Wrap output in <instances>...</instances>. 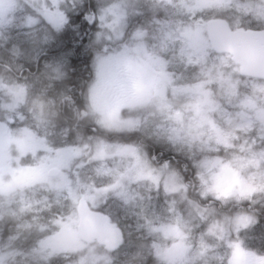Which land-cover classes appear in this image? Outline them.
Instances as JSON below:
<instances>
[{
	"label": "clouds",
	"instance_id": "1",
	"mask_svg": "<svg viewBox=\"0 0 264 264\" xmlns=\"http://www.w3.org/2000/svg\"><path fill=\"white\" fill-rule=\"evenodd\" d=\"M99 4L96 19L89 22L85 17L88 26L68 51L32 39L20 42L19 56L12 52L15 44L0 46V81L26 90L22 98H14L7 88L0 92V122L11 118L16 131L47 134L53 148L79 150L49 181L18 190L12 198L14 215L6 204L0 250L16 253L8 264H81L86 251L68 253L66 261L46 260L37 253L36 242L47 235L41 228L49 218L74 211L80 197L97 193L102 197L93 210L109 216L122 239L135 245L127 255L122 254L123 245L111 254L112 264H162L153 245L174 243L162 227H179L187 264H217L220 235L214 227L239 216L252 218L255 224L245 235H258L264 244V75L241 72L228 52L221 59L189 64L178 42L189 28L213 19L222 20L231 32L264 31V17L257 23L248 16L264 6V0ZM104 10L107 15L101 20ZM125 48L141 65L145 79L161 80L166 71L174 82L152 89L150 103L125 105L121 118L131 126L109 128L103 123L104 106L93 99L94 75L77 79L72 60L78 54L91 69L97 56ZM99 142L139 148L150 171L132 157H98ZM222 172L235 173L240 181L227 195L216 187ZM225 226L229 232L239 231L232 224ZM251 250L264 255V247Z\"/></svg>",
	"mask_w": 264,
	"mask_h": 264
},
{
	"label": "rangeland",
	"instance_id": "2",
	"mask_svg": "<svg viewBox=\"0 0 264 264\" xmlns=\"http://www.w3.org/2000/svg\"><path fill=\"white\" fill-rule=\"evenodd\" d=\"M60 2L66 5L59 10L65 13L64 18L53 7L54 0H40V3L51 4L49 7L51 14H41L37 11V8L33 6L34 0H0V46L9 43L15 44L12 52L17 56L23 53V49L19 47L23 39L36 40L46 47L67 51L63 44L64 39L68 38V44H71L69 47L74 46L72 42L78 38L81 31L80 28L71 25L72 18L77 16V21L80 24L85 21L86 28L88 22L85 17L96 14L100 6L99 0H95V2L80 0V6L75 9L72 7V0H60ZM59 34L63 35L57 39ZM205 40H208L205 24L199 28H190L180 37L178 42L187 47L191 54L192 64L200 63L198 61L199 47ZM209 52L210 55L206 62L215 60L217 56L221 55L215 54L211 49ZM89 71L90 75H94V84L98 71H100L97 57ZM5 88L14 98H22L26 91L22 85H8L0 81V92ZM95 100L102 104L106 110L111 103L110 91L101 85L96 89ZM9 125L7 132H0V223L4 222L6 204L7 211L12 212V198L18 190L39 182L49 181L50 177L58 175L54 173L48 176L50 171H46L40 166L50 156L54 155L56 150L52 147L47 134L37 135L28 129L16 131L14 121H9ZM238 183L240 181L237 177L234 178L232 174H228L221 185V191H230L231 187ZM5 198L7 199L5 200ZM81 199L92 210L94 209L92 202L86 200L85 196L79 198V200ZM79 200L75 201L74 211L58 212L54 218H49L42 226L41 231L47 235L37 238V253L42 259L66 261L68 253L86 251L87 255L82 257L81 264H84L85 257L88 258L89 264H104L106 257L112 264L115 257L111 254L116 253L121 247L109 254L96 244L86 245L80 239L77 232L78 216L76 214ZM12 214L15 213L12 212ZM254 224L253 221L240 227L238 232L227 230L224 236L220 237L214 257L217 264H264V255L251 250L256 247H264V244H260V237L258 235H245L248 228ZM164 228L169 227H162V229ZM130 245H132L131 241L124 242L122 254H128ZM97 250H100L99 253ZM0 252L3 251L0 250Z\"/></svg>",
	"mask_w": 264,
	"mask_h": 264
},
{
	"label": "snow or ice",
	"instance_id": "3",
	"mask_svg": "<svg viewBox=\"0 0 264 264\" xmlns=\"http://www.w3.org/2000/svg\"><path fill=\"white\" fill-rule=\"evenodd\" d=\"M62 3L60 0H54L53 7L57 10V13L64 18L65 13L60 12L62 8ZM34 7L37 8L41 14H51L49 6L43 3H40V0H34ZM80 6V0H72V7L75 9ZM195 19V12L191 13ZM107 15V10H104L101 14L100 19L103 20ZM127 13H121V16L126 17ZM252 19L257 23L260 22L261 18L264 17V6H257L255 14L248 13ZM246 19L248 17H245ZM88 21H93L96 19L95 15H89L86 17ZM219 22L223 30L230 37L232 35H243L249 36L253 39V46L250 49L252 54H255L264 61V31H250V32H231L228 30L227 25L218 19L210 20L208 23ZM203 24L201 20L199 22ZM199 28V26H198ZM190 28L187 30L189 31ZM143 33H137V36H142ZM215 49L218 53H224L227 51L230 53V58L236 60L239 56L244 55L245 53L235 47L231 40H222L218 41L215 39L205 40L199 47V56L198 61L204 63L209 58L210 49ZM181 56L187 58V62L192 64L191 54L188 52L186 46L181 47ZM130 50L125 48V50L119 54L113 55H99L97 56V64L100 71H98L97 79L92 86V95L95 100V92L98 87L103 85L111 93V103L109 107L104 111V120L103 123L106 127L109 128H121L124 126H131L130 121H125L121 118L122 109L127 106H134L137 104H147L152 101L153 95L151 90L155 89L158 85L167 88L169 85L173 84V80L168 78L167 72H162L160 75L161 80L155 79H145V74L142 70L141 65L136 62V60L129 55ZM221 55L217 56L216 59H221ZM63 63L61 61L58 66L55 68L57 77L60 74V65ZM259 71L264 74V64H262ZM9 121H12L11 118ZM9 121L0 122V132H7L9 130ZM79 154L78 149H69V148H57L55 154L50 156L46 161H44L40 166L46 171H50L55 174H59L60 171L68 166L72 159ZM96 155L100 158L106 156H120L122 158L132 157L136 163L140 166L141 169L145 171H150L148 163L140 155L139 148L132 145H121V144H109L104 142H99L96 145ZM227 171V166H225ZM232 176L235 178L236 174L232 173ZM226 175L222 172L220 176L216 178V187L217 190L222 195H227L228 191H221V185L225 180ZM119 184V181H117ZM102 197L101 193L96 195H88L85 197L86 200H90L92 205L95 207L96 201ZM81 215L86 218L89 222L95 224L99 228H103L106 224L111 222V219L107 215H97L93 216L88 208L84 207L83 203L81 204ZM253 220L248 216H239L235 220L225 221L217 224L214 227V231L218 232L220 237H223L227 231L226 224H232L237 229L240 227L246 226L252 223ZM180 223L179 221L177 222ZM164 232V235L171 237L174 240V243L171 247L161 246L160 244H154L153 248L158 257L161 258L162 264H187L185 259L186 251L184 240L185 237L180 231L179 227L176 228H164L161 229ZM135 245H130L129 250L134 248ZM15 255L14 252H0V264H8V260L11 256ZM84 264H89L88 258L85 257ZM104 264H111V261L108 258H105Z\"/></svg>",
	"mask_w": 264,
	"mask_h": 264
},
{
	"label": "water",
	"instance_id": "4",
	"mask_svg": "<svg viewBox=\"0 0 264 264\" xmlns=\"http://www.w3.org/2000/svg\"><path fill=\"white\" fill-rule=\"evenodd\" d=\"M205 28L208 39H215L218 41L231 40L236 48L245 53L244 55L239 56L236 60H233L239 66L241 72L252 76L264 75L259 71L262 64H264V61H262L259 56L250 52V49L253 46L252 37L243 35H232L229 37L223 30L219 22H214L211 24L207 23L205 24ZM212 50L215 53H218L214 48ZM82 203L84 207L88 208L93 216L104 215L96 211H92L84 200H79L76 208V213L78 216L77 231L80 235L81 240L85 244L97 243L99 246L104 247L107 251H114L118 249L123 243L120 230L116 227L115 224L111 222L106 224V226L103 228H99L95 224L89 222L81 215Z\"/></svg>",
	"mask_w": 264,
	"mask_h": 264
},
{
	"label": "trees",
	"instance_id": "5",
	"mask_svg": "<svg viewBox=\"0 0 264 264\" xmlns=\"http://www.w3.org/2000/svg\"><path fill=\"white\" fill-rule=\"evenodd\" d=\"M73 44L75 46L76 42L73 41ZM74 46L72 47H64L67 51L72 49ZM72 63L75 64L77 66V70H76V76L77 79H84L85 77L90 75V71L88 68V61L86 58L82 59L80 58V56L77 54L73 57Z\"/></svg>",
	"mask_w": 264,
	"mask_h": 264
},
{
	"label": "bare ground",
	"instance_id": "6",
	"mask_svg": "<svg viewBox=\"0 0 264 264\" xmlns=\"http://www.w3.org/2000/svg\"><path fill=\"white\" fill-rule=\"evenodd\" d=\"M73 19V22L71 23V25H75L76 27H78V28H80V31L82 32V29L83 28H85V21H82V23L80 24V22H78L77 20H78V17L77 16H75V17H73L72 18ZM74 31H76V30H74ZM66 41V42H65ZM74 42H76L77 41V39H74L73 40ZM68 42H69V40H68V38H65L64 39V44H63V46L64 47H69L70 45L68 44ZM72 44H73V42H72ZM76 66V65H75ZM78 68H77V66H76V70H77Z\"/></svg>",
	"mask_w": 264,
	"mask_h": 264
},
{
	"label": "flooded vegetation",
	"instance_id": "7",
	"mask_svg": "<svg viewBox=\"0 0 264 264\" xmlns=\"http://www.w3.org/2000/svg\"><path fill=\"white\" fill-rule=\"evenodd\" d=\"M75 39H77V40H78V39H79V36H78V38H75Z\"/></svg>",
	"mask_w": 264,
	"mask_h": 264
}]
</instances>
